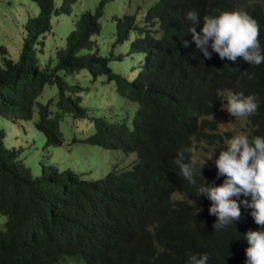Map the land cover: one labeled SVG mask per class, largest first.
Instances as JSON below:
<instances>
[{
    "label": "trees",
    "instance_id": "16d2710c",
    "mask_svg": "<svg viewBox=\"0 0 264 264\" xmlns=\"http://www.w3.org/2000/svg\"><path fill=\"white\" fill-rule=\"evenodd\" d=\"M31 1L37 12L22 24L17 58L0 44V116L15 122L31 119L35 111L32 123L44 146L61 144L64 114L82 118L88 130L79 126L72 140L135 151L136 160L94 179L52 163L41 164L35 175L20 156L22 147L4 143L0 127V214L5 216L0 264H190L191 256L205 253L207 264H245V233L261 226L252 209L241 204L240 219L216 231L217 217L208 211L212 202L198 189L206 181L220 185L225 177L191 156L194 141H221L212 116L229 94L256 97L257 110L246 117V136L264 138V62H232L215 52L206 59L189 31L195 27L199 33L203 18L186 24L189 12L214 16L240 5L258 22L264 54V0H159L140 19L124 12L116 25L127 54L114 56L99 53L105 0H98L92 10L79 11L64 44L48 51L53 65L39 61L45 37L53 32L51 18L69 13L75 0L57 6L53 0ZM124 55L137 59L129 78L109 64ZM181 58L188 59L186 73ZM82 68L92 77L104 75L121 97L102 113L82 103L80 82L65 79ZM45 84H53L55 93L42 101ZM181 155L183 162L195 163V184L180 173Z\"/></svg>",
    "mask_w": 264,
    "mask_h": 264
},
{
    "label": "rangeland",
    "instance_id": "374dc122",
    "mask_svg": "<svg viewBox=\"0 0 264 264\" xmlns=\"http://www.w3.org/2000/svg\"><path fill=\"white\" fill-rule=\"evenodd\" d=\"M53 1L57 6L61 0ZM97 1L75 0L69 6V13H59L52 16L53 32L46 35L44 52L39 55V61L42 65L47 62L50 65L54 64V59L50 60L48 51L53 49L54 44H64L65 34L72 25L75 16L83 9L92 10ZM152 1L105 0L103 13L100 16L101 27L97 34L99 53L114 56L117 52L122 51L127 54L125 41H120L118 37L120 28L116 25L117 19L121 17L123 12H135L138 18L141 17ZM36 12L37 6L31 0H0V44L6 47L8 55L12 59L17 58L21 47V40L24 35L23 22L26 17L32 16ZM132 31L129 30L128 32ZM109 64L114 70L129 78L134 73L132 67L129 66L137 64V59L134 56L124 55L120 61H110ZM65 79L67 81L77 80L85 87L81 93L82 103L95 113H102V109H106L108 105L114 103V100L121 98L116 93L113 83L106 81L104 75L92 77L84 68L71 75H66ZM54 93L55 86L45 84L39 98L46 101ZM132 104L134 107L135 103L132 102ZM226 109L227 104L222 102L212 116L216 120V131H218L221 141L212 144L206 143L203 139L194 141L191 156L193 161H198L205 166H215L214 160L218 157L221 147L227 143V140L237 134L245 135L247 132L245 119L231 116ZM35 117V111L29 120L14 122L5 116H0V127L4 130V143L8 146L19 145L22 147L20 156L24 164L35 175L39 173L41 164L52 163L59 170L69 168L84 178L94 179L103 175L112 167L116 169L129 167L132 161L136 160L135 151L123 152L121 149H108L85 143L79 139L72 140L80 132L79 126L87 131L88 125L82 122V118L72 119L67 114H64L59 120V128L62 131L61 144L44 146L43 134L36 130L32 123ZM91 128L88 133L91 132ZM81 132L83 134L84 131L81 130ZM229 132L230 136L226 138ZM4 218L5 216L0 214V228Z\"/></svg>",
    "mask_w": 264,
    "mask_h": 264
},
{
    "label": "clouds",
    "instance_id": "9594fccd",
    "mask_svg": "<svg viewBox=\"0 0 264 264\" xmlns=\"http://www.w3.org/2000/svg\"><path fill=\"white\" fill-rule=\"evenodd\" d=\"M158 1L153 0L145 11ZM236 8L238 10H224L220 11L218 15L204 17L202 14L197 15L195 12H189L187 15L189 22L186 26L191 22L194 25L198 24L199 18H203V27L199 33L195 27H190L189 31L196 48L203 53L204 58L211 59L212 52H215L221 59L227 58L236 62L238 58H243L248 64L260 65L264 62V54L261 52L259 42L258 22L243 11L242 6L239 5ZM141 17L138 18L136 15L137 19ZM184 46H188L187 41H184ZM181 62L185 66L182 69L186 73V67L189 66L188 59L181 58ZM226 104V110L231 116L245 119L248 131L246 117L254 114L257 110L256 97L244 96L243 93L229 94ZM246 134L247 132L245 135L237 134L231 137L221 147L214 164L217 169V177L223 176L225 179L220 185L206 181L204 186L199 187L198 195H205L212 202L208 211L210 215L217 217V221L213 224L216 231L224 229L231 222L240 219L241 204L245 208L252 209L250 214L254 222L261 226V230H248L245 233L248 244L245 249V264H264V138L254 137L250 141ZM229 136L230 134L226 135V138ZM183 161L184 158L181 155L177 160L181 175L190 184H195L194 175L197 172L195 163ZM202 167L199 169L200 175H202ZM241 196H250L251 200H240ZM208 259L206 253L199 256L193 255L190 257V264H207Z\"/></svg>",
    "mask_w": 264,
    "mask_h": 264
}]
</instances>
